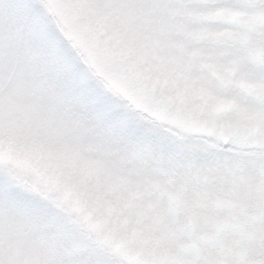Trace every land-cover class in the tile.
Listing matches in <instances>:
<instances>
[{"label": "snow or ice", "instance_id": "6c2138e0", "mask_svg": "<svg viewBox=\"0 0 264 264\" xmlns=\"http://www.w3.org/2000/svg\"><path fill=\"white\" fill-rule=\"evenodd\" d=\"M0 264H264V0H0Z\"/></svg>", "mask_w": 264, "mask_h": 264}]
</instances>
